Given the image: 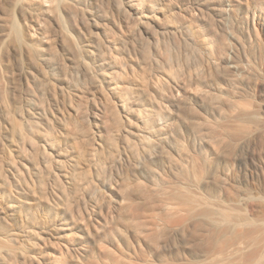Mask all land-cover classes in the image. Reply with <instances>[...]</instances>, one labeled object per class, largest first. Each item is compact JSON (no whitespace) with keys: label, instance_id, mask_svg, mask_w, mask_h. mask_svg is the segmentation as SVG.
I'll list each match as a JSON object with an SVG mask.
<instances>
[{"label":"rangeland","instance_id":"rangeland-1","mask_svg":"<svg viewBox=\"0 0 264 264\" xmlns=\"http://www.w3.org/2000/svg\"><path fill=\"white\" fill-rule=\"evenodd\" d=\"M0 264H264V0H0Z\"/></svg>","mask_w":264,"mask_h":264},{"label":"bare ground","instance_id":"bare-ground-1","mask_svg":"<svg viewBox=\"0 0 264 264\" xmlns=\"http://www.w3.org/2000/svg\"><path fill=\"white\" fill-rule=\"evenodd\" d=\"M113 57V56H112ZM114 59V58H113ZM115 61V60H114ZM117 85H118V83H111V87H110V89H115L116 87H117ZM128 101L129 100H127L125 97H123V98H120V105H121V107H122V109L123 110H127L128 108H127V105H128ZM39 115H41V113H40V111H39V113H38ZM18 128V127H17ZM18 132V137H19V139L21 140H25V136H27V135H25V132L23 131V129L22 130H18L17 131ZM144 132H146L147 134H149V135H153L154 134V132H153V130L151 129V128H149V127H147L146 129H145V131ZM17 134V133H16ZM148 135V136H149ZM203 167V166H202ZM207 167H208V163H207ZM210 169V168H209ZM203 171V170H202ZM208 171V170H207ZM224 221H226V222H228L229 220H230V218H229V216L228 215H224V219H223ZM234 238V237H233ZM233 238H230L229 239V241L230 240H233Z\"/></svg>","mask_w":264,"mask_h":264}]
</instances>
